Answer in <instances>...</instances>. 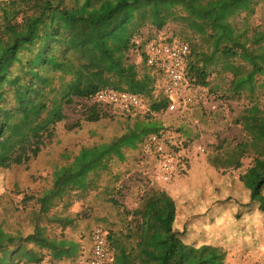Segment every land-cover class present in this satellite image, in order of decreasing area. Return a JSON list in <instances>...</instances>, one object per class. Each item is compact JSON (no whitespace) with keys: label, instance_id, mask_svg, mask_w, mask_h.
Listing matches in <instances>:
<instances>
[{"label":"rangeland","instance_id":"obj_1","mask_svg":"<svg viewBox=\"0 0 264 264\" xmlns=\"http://www.w3.org/2000/svg\"><path fill=\"white\" fill-rule=\"evenodd\" d=\"M244 3L245 0H240L220 9L219 19L201 32H194L185 23L176 21L161 30L147 23L135 35V48L117 54L122 60L120 69L112 70L111 62L106 65L105 74L97 77V82L105 87L134 85L143 91L147 106L138 114L148 112L151 103L165 98L161 81L144 62L142 48L151 38L170 36L190 43L188 70L192 73L199 69L208 74L207 84L197 85L189 72L191 83L200 89L201 99L183 112L164 110L154 115L162 122L160 134L164 144L183 156V164L169 182L154 179L157 162L155 155L146 151V141L140 148L129 150L126 161L115 158L106 169L90 173L85 188H68L53 201L42 221L45 233L49 237L78 240L83 247L75 261L55 264L85 261L92 247V232L97 227L111 232L114 239L134 244L142 264H165L163 257L170 247L168 228L174 225L181 228L187 201H196V190H203V195L207 196L224 171L235 176L249 168L262 171L257 160L264 161V0ZM235 74L238 80H243L239 91H235L232 84ZM83 104V100L77 99L76 104L66 109L68 119L58 125L52 140H46L37 158L1 169L0 226L4 229L28 225L25 195L41 193L49 187L52 170L56 164L64 162L66 152H76L81 145L109 140L123 133L119 113L112 109L115 118L88 122L81 114ZM27 137L24 125L13 118L1 138L0 159L20 153ZM239 142L246 151L241 169L214 163L220 147ZM148 201H154L158 207L152 219ZM206 202L203 199L195 208L201 209ZM132 203H135L133 212ZM27 206L32 208L34 204ZM55 216L71 218L72 222L51 221ZM228 221L224 218L206 223L211 234L198 239L197 243L179 239L166 264H188L197 245L206 241L223 247V264H264V225L256 226L258 244L254 246L248 238L237 237L229 229ZM150 222L155 225L151 226ZM40 264L53 263L46 257Z\"/></svg>","mask_w":264,"mask_h":264},{"label":"trees","instance_id":"obj_2","mask_svg":"<svg viewBox=\"0 0 264 264\" xmlns=\"http://www.w3.org/2000/svg\"><path fill=\"white\" fill-rule=\"evenodd\" d=\"M238 2L0 0V142L13 118L20 120L28 135L20 153L0 159V171L37 158L46 140H52L58 125L68 119L66 109L76 104L77 99L85 103L81 114L86 121L115 118L111 105L94 100L95 94L106 88L97 82V77L105 74L106 65L111 62L112 70L120 69L122 60L117 54L135 48V35L147 23L161 30L176 21L201 32L219 19L220 9ZM190 74L195 84H207L205 71L198 69ZM242 82L235 74L232 83L235 91L240 90ZM110 87L144 93L134 85ZM167 106L168 100L163 99L151 103L145 115L120 114L123 133L109 140L81 145L76 152H66L64 162L52 170L49 187L41 193L25 195L28 225L5 229L0 226V264H40L46 257L53 264L75 261L82 254L80 241L66 236L49 237L45 233L42 221L51 204L68 188H85L90 173L106 169L112 159L126 161L129 150L140 148L151 135L159 134L163 125L154 115ZM220 148L213 159L215 164L224 168L243 167L246 151L242 143H229ZM263 162L257 160L262 171L249 168L237 176L224 171L207 196L203 190H196V201H187L181 228L176 225L168 228L170 247L163 257L165 264L179 239L197 243L211 234L206 223L224 218L229 219L228 227L237 237L248 238L254 246L258 244L256 226L264 225ZM203 199L207 200L206 204L196 209ZM30 203L34 207L27 208ZM51 221L70 224L72 219L55 216ZM108 244L113 252L110 264H142L134 244L114 239L111 232ZM224 255L221 245L206 241L197 245L188 264H223Z\"/></svg>","mask_w":264,"mask_h":264},{"label":"built area","instance_id":"obj_3","mask_svg":"<svg viewBox=\"0 0 264 264\" xmlns=\"http://www.w3.org/2000/svg\"><path fill=\"white\" fill-rule=\"evenodd\" d=\"M189 42L173 38H151L142 48V56L147 67L153 71L163 85L164 98L168 100L166 111H185L187 106L201 99L200 89L189 79V58L191 55ZM94 100L109 104L121 115H137L147 106L146 96L126 89L106 87L100 89ZM142 107H145L142 109ZM172 143L171 141H168ZM146 151L155 155L157 162L154 179L169 182L180 166L183 156L169 149L163 142L161 134H153L145 143ZM185 166V164H184ZM109 231L97 227L92 232V247L85 261L79 264H110L113 252L108 244ZM82 257V256H81Z\"/></svg>","mask_w":264,"mask_h":264},{"label":"crops","instance_id":"obj_4","mask_svg":"<svg viewBox=\"0 0 264 264\" xmlns=\"http://www.w3.org/2000/svg\"><path fill=\"white\" fill-rule=\"evenodd\" d=\"M244 4H247V3H246V0H245V3H244ZM129 203H130V202H129ZM148 203H150V208H151V212H150V214H151V213H152V214L154 213V215L151 214V216H150V218L152 219V217L155 216V213H158V209H157L158 207H157V204L154 203V201H148ZM152 203H154V206L151 205ZM132 205H135V203H132V204L130 205V206H131V211L133 212ZM135 215H136V214H135ZM135 215H134V216H135ZM134 216H133V217H134ZM133 217H132V218H133ZM150 224H151V226H153V225H155V222H150Z\"/></svg>","mask_w":264,"mask_h":264}]
</instances>
